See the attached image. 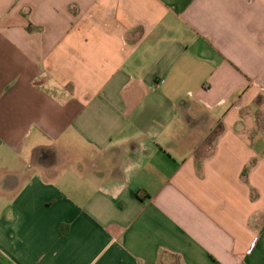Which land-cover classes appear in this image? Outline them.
I'll list each match as a JSON object with an SVG mask.
<instances>
[{
	"label": "crops",
	"instance_id": "obj_1",
	"mask_svg": "<svg viewBox=\"0 0 264 264\" xmlns=\"http://www.w3.org/2000/svg\"><path fill=\"white\" fill-rule=\"evenodd\" d=\"M0 264H264V0H0Z\"/></svg>",
	"mask_w": 264,
	"mask_h": 264
},
{
	"label": "trees",
	"instance_id": "obj_2",
	"mask_svg": "<svg viewBox=\"0 0 264 264\" xmlns=\"http://www.w3.org/2000/svg\"><path fill=\"white\" fill-rule=\"evenodd\" d=\"M246 171H247V170H246ZM244 173H245V172H244ZM60 233H61L62 235L67 234V233H68V226H66V225H62L61 228H60Z\"/></svg>",
	"mask_w": 264,
	"mask_h": 264
}]
</instances>
